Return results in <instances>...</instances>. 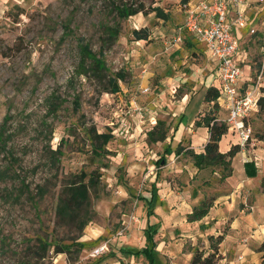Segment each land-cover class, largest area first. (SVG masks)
Returning <instances> with one entry per match:
<instances>
[{
  "label": "rangeland",
  "instance_id": "1",
  "mask_svg": "<svg viewBox=\"0 0 264 264\" xmlns=\"http://www.w3.org/2000/svg\"><path fill=\"white\" fill-rule=\"evenodd\" d=\"M255 4H262L255 32L249 34L246 27L249 36L240 43L248 52L250 69L243 68L251 78L264 66V0ZM121 6H143L144 12L125 18L118 12ZM156 6L165 18L156 16ZM0 10V235L9 237V248L0 251V264H17L23 255L22 238L45 234L66 243L77 236L73 224L56 216V205L63 183L81 171L93 172L96 183L87 213L90 220L81 237L88 226H104L108 233L96 241L103 240L97 246L105 243L107 248L114 236L129 235L131 223L136 221L139 231L148 196L158 189L193 199H210L229 190L217 166L198 171L186 165L188 155L176 160L184 165L180 173L168 167L173 160L169 157L162 168L154 164L162 152L164 139L159 135L167 136V122L179 110L171 95L178 97L184 87L172 88L167 79L189 68L183 56L155 64L153 56L166 44L136 42L132 30L141 24L157 26L167 30V41L180 19L178 0H0ZM104 26L112 28V35ZM84 44L96 57L101 55L104 69L82 55ZM150 48L155 52L149 58ZM208 106L199 114L208 112ZM246 123L253 135L247 147L264 149V110L258 106ZM55 149L60 156L53 154ZM22 179L38 199L41 226L20 193ZM208 243L199 240L198 245ZM97 246L87 255L91 257ZM81 249H72L70 263L79 260ZM66 258L65 253H53L44 264H67Z\"/></svg>",
  "mask_w": 264,
  "mask_h": 264
},
{
  "label": "crops",
  "instance_id": "2",
  "mask_svg": "<svg viewBox=\"0 0 264 264\" xmlns=\"http://www.w3.org/2000/svg\"><path fill=\"white\" fill-rule=\"evenodd\" d=\"M196 1L189 0L187 3H195ZM255 1L258 2L259 0H247L245 7L247 23L244 27L235 29L238 44L235 60L243 71L239 81V85L243 87L249 84L253 78L249 74H245L243 67L250 69V66L246 64L248 52L244 48H240V43L251 34V28L255 30L259 21L262 4L253 5ZM179 8L181 14L176 25L183 21L186 14L181 3H179ZM145 25L141 24L140 27L147 28V38L134 39L136 42L145 41V43L157 44L162 41L166 44L163 46L164 50L154 56L151 54L155 52V49H149L148 57L153 56L152 60L155 64L165 62V59L168 61V58L173 56H183L185 58L183 63H187L189 68V72L183 71V73L176 75L177 78L171 75L167 79L172 80V88L184 87L178 97L171 95L174 98H170V101L178 104L179 110L177 117H170V122H167V125L169 123L170 125L165 129L167 136L162 141L161 155L164 154L166 148L171 149V153L166 155V158L173 159L168 167H174L175 172L180 173V169L184 165L182 162H176V160L183 155L187 156L185 151L193 150L196 153L203 151L208 140V129L202 120L203 114H199L201 109L209 104L208 111L216 113V109H218L217 112L224 115L220 117L216 113V116L222 120L226 116V108L220 97L209 101L205 99L208 88L220 89L216 69L217 62L206 54L204 43L191 33L185 32L181 41H175L176 25L172 26L167 41L164 39L167 30H162L157 26L148 28ZM246 27H248V35L245 32ZM171 37L172 42H169ZM169 71L171 72L170 69ZM189 88L191 89L189 90ZM175 91L176 89L172 90L171 94H175ZM257 110L258 108L254 111ZM184 119L186 120L185 123ZM141 129L142 127H140ZM238 141L237 133L227 128L226 133L222 135L219 141V150L224 152L232 145L237 144ZM177 147L181 149L179 153L175 154ZM169 159L166 160L165 165ZM248 162L253 164L249 168L251 172H254L252 176L246 172V163ZM186 165H193L192 160H188ZM231 167V174L225 178V181L230 183L229 190L213 197L212 205L201 219L196 221L187 219L193 205L202 200L201 198L193 199L192 195L173 196L166 192H160L158 189L148 196L144 214L138 219L140 222L139 231L135 227L136 221L131 223L128 236L125 238L114 236L112 240L114 244L108 243L106 250L90 257L87 255L88 251L103 242V240H96L101 235H106L108 230L104 226H88L80 238L82 249L79 260L70 263L66 258L67 264H128L135 261L138 264H190L193 251L197 247L207 249L209 246L208 236L218 234H223V239L219 243L220 258L216 264H264L262 261L264 254V192L261 187V180L264 178V149L257 146L240 148L231 159ZM192 176L191 173L189 177L192 178ZM158 184L160 182L157 181L156 185ZM184 192L188 191L185 189ZM149 201H151L152 213L147 215ZM148 225H153L156 230L152 239L149 238L151 231L147 230ZM131 226L134 227L133 230ZM205 236L207 239H204ZM120 239L124 241H120ZM199 240L208 244L199 246ZM144 247L151 251L154 258L152 263H149L148 257L144 254L136 256L131 253ZM156 253L158 254L157 257L155 256Z\"/></svg>",
  "mask_w": 264,
  "mask_h": 264
},
{
  "label": "trees",
  "instance_id": "3",
  "mask_svg": "<svg viewBox=\"0 0 264 264\" xmlns=\"http://www.w3.org/2000/svg\"><path fill=\"white\" fill-rule=\"evenodd\" d=\"M189 0H178L179 3H187ZM153 10L157 17L165 18L166 15L163 11L158 7H154ZM118 12L122 17H127L129 15H133L137 12H144V7L140 6L138 8H129L127 6H121L118 8ZM104 29L112 35V28L109 26H104ZM117 30H115L116 32ZM117 32L115 33V35ZM132 34L134 39H143L147 38L148 33L145 28L133 29ZM82 55L90 58L95 67L104 69V63L101 59V55L96 57L95 54L92 53L91 49L87 44H84L81 47ZM100 54L101 51H100ZM264 86V85H263ZM113 90H116V86H114ZM220 89L208 88L205 93L206 100H216L217 97H220ZM259 110H264V95L260 94L257 100ZM77 107V104H75ZM202 120L204 125L208 129V140L203 147V151L196 153L193 150L185 151L186 155H189L193 165L200 171L203 168L217 166L220 169V178L223 180L231 174V159L240 149L238 144L232 145L228 150L221 152L219 150V141L223 134L227 131V125L223 122L222 119L216 116V113L212 111H208L203 114ZM103 138L108 139L111 136H102ZM2 131H0V141H2ZM160 139H164V133H160ZM260 139H264L262 136ZM62 143V142H60ZM59 143V144H60ZM181 148L177 147L175 150V154L179 153ZM171 153V149L166 148L164 150V154L159 157L155 164L157 167H161L166 164V155ZM53 154L59 155L61 151L58 149L53 150ZM54 156V157H55ZM57 158V157H55ZM250 166H253L251 162L246 163V172L249 176L254 175V172L249 170ZM87 177V181L84 179ZM95 176H93V172L90 174L81 171L78 174L73 175L68 181L64 182L62 185L61 193L58 198V203L56 205V216L63 221H66L69 224H73V226L78 231L77 236L74 238H70L69 242L59 241V239H49L45 234H34L31 237H26L21 239V243L24 244L23 249L20 253H23L20 260H18L17 264H44V261L47 258H52L53 253H65L69 262H72V249L74 248L76 252H79L81 249V243L78 241L79 237H81L82 229L90 220L88 216V212L90 209L91 203V189L95 187ZM262 191L264 192V178L261 180ZM20 193L25 195L26 199L29 201L30 205L34 209V213L36 218L38 219V224L42 225L41 216L38 210V199L32 193L30 189V185L25 182V180L20 181ZM43 192H39V197H42ZM214 197V196H213ZM210 199H202L199 204L193 206L192 211L188 214L189 221H196L204 217L210 206L212 205V201L214 198ZM151 201H149L147 206V215L152 213ZM148 231H151L149 234V238L152 239L155 234V228L153 225H148ZM9 237L0 235V251H5L8 249L7 240ZM223 239V234H218L216 236L209 235V246L207 249L204 247L196 248L192 256L190 258V264H216L218 259L220 258L219 253V243ZM134 255L144 254V256L148 257L149 263H152L154 258L152 257L151 251L144 247L142 249H138L134 252H131ZM262 261H264V254L262 255Z\"/></svg>",
  "mask_w": 264,
  "mask_h": 264
},
{
  "label": "built area",
  "instance_id": "4",
  "mask_svg": "<svg viewBox=\"0 0 264 264\" xmlns=\"http://www.w3.org/2000/svg\"><path fill=\"white\" fill-rule=\"evenodd\" d=\"M246 4L247 0L183 3L186 14L183 21L176 25L174 33L175 41H181L185 32L194 35L204 43L206 54L217 62L220 98L226 108L223 122L237 133V144L241 149L252 143V129L246 123V118L258 108V96L264 85V66L257 70L249 84L245 87L239 85L243 71L235 60L238 53L235 29L247 23ZM2 15L3 11L0 10V19ZM254 31L250 29L251 33ZM106 248L105 243L101 244L92 250L91 255H98Z\"/></svg>",
  "mask_w": 264,
  "mask_h": 264
}]
</instances>
